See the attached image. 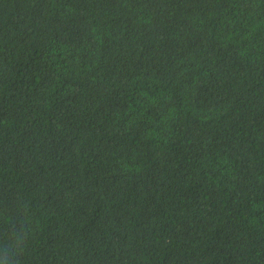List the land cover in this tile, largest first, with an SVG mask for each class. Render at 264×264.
I'll return each mask as SVG.
<instances>
[{
    "label": "trees",
    "instance_id": "obj_1",
    "mask_svg": "<svg viewBox=\"0 0 264 264\" xmlns=\"http://www.w3.org/2000/svg\"><path fill=\"white\" fill-rule=\"evenodd\" d=\"M0 264H264V0H0Z\"/></svg>",
    "mask_w": 264,
    "mask_h": 264
}]
</instances>
